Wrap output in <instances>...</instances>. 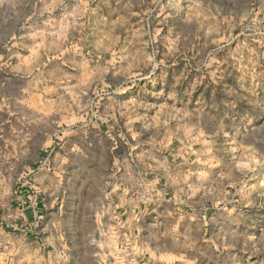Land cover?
I'll return each mask as SVG.
<instances>
[{"label": "clouds", "instance_id": "1", "mask_svg": "<svg viewBox=\"0 0 264 264\" xmlns=\"http://www.w3.org/2000/svg\"><path fill=\"white\" fill-rule=\"evenodd\" d=\"M0 264H264V0H0Z\"/></svg>", "mask_w": 264, "mask_h": 264}]
</instances>
